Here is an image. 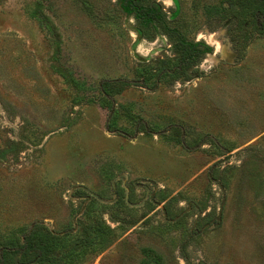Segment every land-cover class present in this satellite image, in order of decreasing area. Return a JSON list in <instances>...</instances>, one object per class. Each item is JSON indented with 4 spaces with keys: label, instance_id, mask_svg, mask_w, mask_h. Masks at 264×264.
<instances>
[{
    "label": "rangeland",
    "instance_id": "374dc122",
    "mask_svg": "<svg viewBox=\"0 0 264 264\" xmlns=\"http://www.w3.org/2000/svg\"><path fill=\"white\" fill-rule=\"evenodd\" d=\"M155 1L212 52L185 69L119 0H0L6 264L30 234L22 264H264V16Z\"/></svg>",
    "mask_w": 264,
    "mask_h": 264
},
{
    "label": "trees",
    "instance_id": "16d2710c",
    "mask_svg": "<svg viewBox=\"0 0 264 264\" xmlns=\"http://www.w3.org/2000/svg\"><path fill=\"white\" fill-rule=\"evenodd\" d=\"M247 4L251 1L254 3L255 8L264 16V0H243ZM120 9L127 15H132L135 19L137 25L140 28H153L157 29L158 26L164 31L169 33H175L178 36L180 42V49L182 50L183 56L181 60L183 62V67L186 69L193 63L197 62L202 56L207 53L212 52V46L206 42L199 41H189L181 33H179L175 28H170L166 23V16L162 11L161 6L155 0H119ZM245 9H241V14H244ZM29 236V237H28ZM25 240L21 244V253L18 262L15 264H22L25 261H31L34 257L37 258L39 255L41 257L45 256L46 245L48 242L42 240V238L31 239V234L24 237ZM45 242V244L43 242ZM18 247L11 252L12 258L16 252L19 251ZM8 251L4 252L2 259L0 257V264H6Z\"/></svg>",
    "mask_w": 264,
    "mask_h": 264
},
{
    "label": "flooded vegetation",
    "instance_id": "af4514ba",
    "mask_svg": "<svg viewBox=\"0 0 264 264\" xmlns=\"http://www.w3.org/2000/svg\"><path fill=\"white\" fill-rule=\"evenodd\" d=\"M157 2V1H156ZM158 3V2H157ZM159 4V3H158ZM160 5V4H159ZM197 41H199V40H197ZM208 54V53H207Z\"/></svg>",
    "mask_w": 264,
    "mask_h": 264
}]
</instances>
